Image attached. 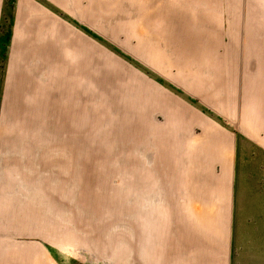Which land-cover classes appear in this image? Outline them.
<instances>
[{
  "label": "crops",
  "instance_id": "0c3cea01",
  "mask_svg": "<svg viewBox=\"0 0 264 264\" xmlns=\"http://www.w3.org/2000/svg\"><path fill=\"white\" fill-rule=\"evenodd\" d=\"M57 1L70 7L65 0ZM154 2L133 4L126 18L146 23L159 10L149 15L142 8ZM202 4L203 40L185 25L177 34V18L176 31L166 41L172 42L169 51L181 64L194 56L187 89L201 90L194 95L204 109L234 129L154 87L157 97L142 93L137 98L142 110L152 107L150 117L135 120L141 123V145L134 149L141 155L142 192L140 197H119L124 203V237L111 236L120 249L115 247L109 264H230L234 224L243 228L258 219L264 227V0H239L237 14L228 11L227 0L221 1L217 6L224 11L216 14V30L213 1L201 0ZM47 7L41 0H18L14 14L0 114V264H67L48 248L54 227L63 235L62 222L53 224V219L67 221L69 208L86 207V199L71 204L68 197H46L37 188L36 122L43 120L37 106L52 107L54 99L66 106L80 105L85 91L88 100L100 98L95 49L70 33ZM91 9L85 18L96 26L99 13ZM5 10L6 0H0V30ZM143 33L171 34L164 26ZM175 35L183 42L176 44ZM229 35H239L237 46ZM191 49L195 51L187 55ZM83 75L92 85L85 87ZM54 88L60 89L61 97L54 95ZM45 114V123L51 125ZM15 119L19 128H11ZM107 201L99 198L91 205L116 209ZM99 210L92 209L94 218ZM102 238L96 254L106 259V253L111 255Z\"/></svg>",
  "mask_w": 264,
  "mask_h": 264
},
{
  "label": "rangeland",
  "instance_id": "374dc122",
  "mask_svg": "<svg viewBox=\"0 0 264 264\" xmlns=\"http://www.w3.org/2000/svg\"><path fill=\"white\" fill-rule=\"evenodd\" d=\"M17 1L6 0L0 30V114L4 104V87ZM41 1L47 3L52 15L70 33H76L93 46L95 60L99 59V72L95 73V77L99 79L100 89V98L95 101L88 100L85 91L83 103L80 105L66 106L54 99L52 107L45 109L37 106L38 114L43 118L36 122V155L33 159L37 170L38 190L46 197H68L71 204L76 203L77 199H86V210L82 204L83 211L69 208L68 222L65 218L53 219V224L56 221L59 224L62 222L63 235L59 232L60 227H54L53 245L48 248L67 264H109L112 255L120 249L111 236L114 234L118 238L124 237V219L120 217L123 215L120 209H124V203L119 201V197H140L138 194L142 192L139 169L141 155L134 149L141 145V134L138 132L141 123H136L135 120L150 117L152 107L147 109L144 106L142 110V106L136 103L137 98L142 93L149 97L153 93L157 97L156 91L151 88L154 87L188 105L191 103L200 113L207 114L226 129H234L221 117L204 109L203 102L194 95L201 93V90L191 92L187 89L190 86L188 73L195 70L194 56L187 57L182 65L169 51L172 42L166 41L176 31L175 24L178 19L181 27L176 31L177 34L183 32L185 25L186 30L191 31L197 39L203 40L199 35L205 32V8L203 4L199 6L201 0H154L153 7L142 9L149 15L159 10V14L151 20L143 19L146 22L143 23L134 16L131 18L130 13V18L127 19L126 13L131 12L133 8L130 6L133 4L138 7L146 0H83V3L80 0H65L70 3L69 8L61 6L57 0ZM156 1L159 2L156 4ZM212 1L213 27L216 30V14L224 11L217 4L224 0ZM227 1L228 11L233 10L237 14L239 0ZM91 7H95V14L99 13L100 22L95 23L96 26L85 18L88 13L86 11L91 12L86 17L92 14ZM162 17L164 22L161 21ZM157 21L162 25H156ZM157 26H164L165 33H172L141 35L142 31L154 30ZM172 37H177L176 44L183 42L179 40L182 37L180 35ZM229 37H232V43L237 46L239 35ZM194 51L191 49L187 55ZM173 60L175 63H172ZM198 63L203 65V61ZM201 71L202 67L197 73L200 74ZM83 83L85 87L92 85L85 75ZM53 93L60 97L62 95L60 89L54 88ZM45 112L47 122L51 119V125L44 121ZM164 119L163 115L159 116V120ZM13 126L20 127L18 119L11 122V128ZM197 130L200 131L199 128ZM144 188V193L147 194V184ZM99 198L107 199V204L116 206V209L113 208V211L97 207L100 210L94 218L92 209L97 208L92 205ZM76 214L79 215L78 218ZM116 214L117 217H111ZM104 227L106 230L102 231ZM101 237L104 238V248L111 255L108 257L106 253V259L96 254L99 252L97 246ZM230 264H264V227L258 225V219L243 228L234 224Z\"/></svg>",
  "mask_w": 264,
  "mask_h": 264
}]
</instances>
